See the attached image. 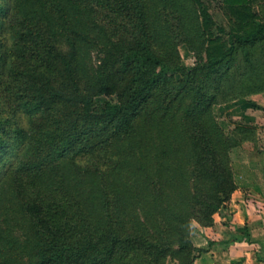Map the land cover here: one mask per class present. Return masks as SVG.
Returning a JSON list of instances; mask_svg holds the SVG:
<instances>
[{"label": "trees", "instance_id": "16d2710c", "mask_svg": "<svg viewBox=\"0 0 264 264\" xmlns=\"http://www.w3.org/2000/svg\"><path fill=\"white\" fill-rule=\"evenodd\" d=\"M260 1L223 0L235 19L229 31L202 0L0 1V74L17 69L27 83L18 122L0 110V264H195L209 250L194 242L204 236L197 224L213 225L238 187L264 197V157L235 167L239 141L205 94L195 97V84L169 86L176 74L226 59L235 46L225 33L240 43L264 39L253 10ZM130 2L143 28L125 40L116 17ZM169 14L186 40L207 43L205 63L169 56L160 23ZM31 25L41 26L46 51L27 41ZM62 39L72 94L56 85L46 55ZM112 94L117 102L94 99ZM63 103L75 115L51 113Z\"/></svg>", "mask_w": 264, "mask_h": 264}, {"label": "rangeland", "instance_id": "374dc122", "mask_svg": "<svg viewBox=\"0 0 264 264\" xmlns=\"http://www.w3.org/2000/svg\"><path fill=\"white\" fill-rule=\"evenodd\" d=\"M0 1L7 3L8 0ZM202 1L208 7L213 20L229 31L232 25L235 24V19L223 0ZM102 7L103 16L111 17L113 15L109 7L105 5ZM120 10L121 13L116 17L117 25L115 27L122 39L133 40L134 35L140 34L142 32L141 28H143L137 22L136 9L130 2L127 7H121ZM253 10L260 19L264 20V0L256 3ZM3 11L6 10H0V14ZM172 15L163 16L160 21L165 30V36H168L166 39L169 40L168 47L171 48L169 56L174 61L188 67L205 63L208 59L204 51L207 43L196 38L192 42H189V39L186 40L180 32L177 20ZM30 28V32L34 36L29 37L27 41L32 43L36 39L39 40L40 50L45 49L46 51L45 44L48 41L44 33H41V26L31 25ZM213 29H217L216 24L213 25ZM224 37L235 46L233 52L226 59L214 62L213 65L202 69L197 75H192V73L190 75L187 73L183 75L176 74L174 77L172 76L174 79H171L169 86L171 93L182 88L181 85L188 87L186 92H189L195 84L196 89L200 91V94L197 93L195 97H199L204 93L203 104L212 103L213 113L217 121L231 139L239 141L237 147L232 149V159L235 167L241 168L243 161L249 166H253L251 164L253 160L260 161V157H264V39L247 44L238 42L235 37L230 40V34L228 33H225ZM64 42L65 39L56 42L54 53L52 55L46 53V55L52 62L56 85L66 93L72 94L74 84L71 77L73 72L66 65V62L70 59ZM2 44L4 45V41H2ZM191 45H196V47L200 45V48L197 51L191 48ZM49 51L52 52L51 48ZM15 70L17 69L8 68L4 71V74H0V110H2L5 117L16 119L18 122L19 115H22V110H20L22 105L19 102L23 98L19 97V93L25 90L27 83L23 79L24 75L21 73L17 75ZM18 70L20 71V68ZM190 71L191 69L187 72ZM261 85H263V88L260 92H252ZM94 99L99 104H104L105 101L117 102L115 94L95 95ZM63 112L75 115V111L69 103H63L59 108L51 111L53 115L61 118H63ZM19 124L22 125L21 122ZM218 212L225 213V209ZM194 242L205 249L212 246L205 234L204 236L196 234ZM200 255L202 256V263L210 261L208 253L201 252ZM165 264H176V262L167 257Z\"/></svg>", "mask_w": 264, "mask_h": 264}, {"label": "crops", "instance_id": "0c3cea01", "mask_svg": "<svg viewBox=\"0 0 264 264\" xmlns=\"http://www.w3.org/2000/svg\"><path fill=\"white\" fill-rule=\"evenodd\" d=\"M227 210L215 213L213 225L197 224L214 243L205 252L210 261L202 263L200 256L195 264H264V197L250 187H238ZM234 236L243 239L224 244Z\"/></svg>", "mask_w": 264, "mask_h": 264}]
</instances>
